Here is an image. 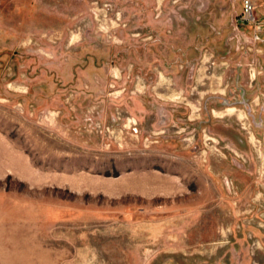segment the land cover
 <instances>
[{"label":"rangeland","instance_id":"1","mask_svg":"<svg viewBox=\"0 0 264 264\" xmlns=\"http://www.w3.org/2000/svg\"><path fill=\"white\" fill-rule=\"evenodd\" d=\"M0 264H264V0H0Z\"/></svg>","mask_w":264,"mask_h":264}]
</instances>
